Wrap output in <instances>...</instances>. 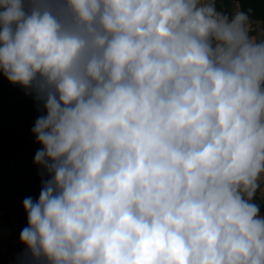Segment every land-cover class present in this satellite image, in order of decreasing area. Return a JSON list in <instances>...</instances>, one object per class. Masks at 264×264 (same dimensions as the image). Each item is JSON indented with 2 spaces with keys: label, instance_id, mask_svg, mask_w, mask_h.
Here are the masks:
<instances>
[{
  "label": "clouds",
  "instance_id": "1",
  "mask_svg": "<svg viewBox=\"0 0 264 264\" xmlns=\"http://www.w3.org/2000/svg\"><path fill=\"white\" fill-rule=\"evenodd\" d=\"M224 2L0 0L46 113L18 264H264V26Z\"/></svg>",
  "mask_w": 264,
  "mask_h": 264
},
{
  "label": "rangeland",
  "instance_id": "2",
  "mask_svg": "<svg viewBox=\"0 0 264 264\" xmlns=\"http://www.w3.org/2000/svg\"><path fill=\"white\" fill-rule=\"evenodd\" d=\"M4 90L0 89V142L4 149L0 208L6 211L7 217L0 215V241L7 244L20 236L21 230L27 226L23 200L31 197L35 201L41 191L40 169L34 164V156L42 145L36 142L31 129L42 111H37L36 105L23 106ZM6 244L0 247V259Z\"/></svg>",
  "mask_w": 264,
  "mask_h": 264
},
{
  "label": "crops",
  "instance_id": "3",
  "mask_svg": "<svg viewBox=\"0 0 264 264\" xmlns=\"http://www.w3.org/2000/svg\"><path fill=\"white\" fill-rule=\"evenodd\" d=\"M237 3L242 10L247 11L248 9H252L251 17L253 21L259 23L261 26H264V13L261 11V8L264 7H259L257 1L252 2V0H225L222 5L218 4V7L223 6L226 11L231 12L236 9ZM260 197L261 194L260 192H258L257 202L260 201ZM261 214L264 215V205H262L261 207ZM24 247L25 246L20 242V236L15 237L12 242H8L6 246L3 247V252H1L2 264H18V254L23 251Z\"/></svg>",
  "mask_w": 264,
  "mask_h": 264
},
{
  "label": "trees",
  "instance_id": "4",
  "mask_svg": "<svg viewBox=\"0 0 264 264\" xmlns=\"http://www.w3.org/2000/svg\"><path fill=\"white\" fill-rule=\"evenodd\" d=\"M253 1H257V4L259 5V7H264V0H252ZM252 4V3H251ZM223 8V6H220ZM261 11L264 13V8H261ZM0 89H5V92H8L9 94H11L12 98H14L15 100H17L18 102H20L23 106L28 107L30 105H32L33 107H35V102L32 100V98H29L30 96L25 95V91L23 88H21L19 85H14L11 84L5 77H3L2 74H0ZM42 115L46 114L43 111L41 112ZM3 146L2 143L0 142V171L3 169L4 167V156H3ZM3 180V175L0 174V183H2L1 181ZM2 204V201H0V205ZM0 215L4 218L7 217L6 211L3 210L2 208H0ZM6 243L3 241H0V247L5 245ZM0 264H1V259H0Z\"/></svg>",
  "mask_w": 264,
  "mask_h": 264
}]
</instances>
